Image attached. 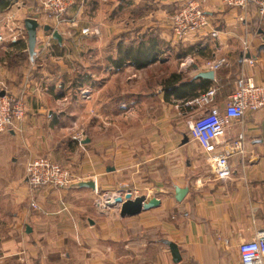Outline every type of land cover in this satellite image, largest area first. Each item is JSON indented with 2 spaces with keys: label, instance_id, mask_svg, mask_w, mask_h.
<instances>
[{
  "label": "crops",
  "instance_id": "1",
  "mask_svg": "<svg viewBox=\"0 0 264 264\" xmlns=\"http://www.w3.org/2000/svg\"><path fill=\"white\" fill-rule=\"evenodd\" d=\"M1 1L11 5L0 8V81L15 95L26 90V110L17 130L0 136V264H240L239 246L264 229V110L250 112L228 130L225 139L242 140L246 153L230 158V179L218 180L190 136L197 107L172 95V88L164 90L161 83V104L145 124L123 129L118 122L100 123L99 138H84L82 144L74 120L82 100L57 92L80 80L83 89L95 85L97 92L83 100L85 110L100 119L107 113L117 117L123 110L137 111V86L150 80V73L161 81L179 74L195 81L201 94L215 89L224 112L241 79L264 84V19L245 16L223 0H201L219 38L203 32L178 40L168 19L184 0H69L67 22L59 30L62 42L54 38L55 49L40 52L48 32L40 28L32 59L25 21L49 25L36 13L40 0ZM20 29L25 35L15 41ZM149 39L158 41L159 62L141 70L130 62L116 68L121 49ZM219 57L229 64L209 70L206 62ZM210 71L214 80L197 77ZM66 115L72 116L71 125L62 123ZM35 157L69 165L76 183L96 180L97 192L52 186L32 192L26 165ZM130 182L151 186L148 197L141 192L138 197L162 204L126 218L119 206L104 212L99 206L104 198L123 194L122 184ZM176 188L188 190L182 202ZM33 200L40 210L31 209ZM167 241L178 246L180 263Z\"/></svg>",
  "mask_w": 264,
  "mask_h": 264
},
{
  "label": "built area",
  "instance_id": "2",
  "mask_svg": "<svg viewBox=\"0 0 264 264\" xmlns=\"http://www.w3.org/2000/svg\"><path fill=\"white\" fill-rule=\"evenodd\" d=\"M223 1L227 7L238 9L245 16L254 14L264 19V0ZM70 6L69 0H40L36 11L52 30L58 31L67 22L65 16ZM241 20H245V17ZM6 27L10 29L11 34H14L15 30L10 22ZM41 28H43L42 25ZM168 28L178 40H185L190 35L203 32H210L215 39L220 36V31L214 28L211 18L203 10L201 0L182 1L170 15ZM24 31L20 29L16 32L14 40L24 36ZM53 39V31H48L40 45V52H52ZM2 41L4 37L0 35V42ZM245 46V50L248 51L249 47ZM250 62L253 64L252 61ZM206 63L207 68L214 72L220 71L229 64L224 57L210 59ZM25 91L22 90L15 95L9 92L8 85L4 81H0V92L4 93L0 95V136L3 133L16 131L19 123L25 119ZM215 98L216 90L211 89L188 103L197 107L195 118L189 122L188 126L192 140L197 141L206 154L212 176L218 180H228L232 174L230 158L245 156L246 147L242 140H226L225 138L234 122L243 124L250 112L264 110V84L256 85L251 80L241 79L236 89L228 96L224 112L219 109ZM83 136L82 133L77 137L80 144L84 140ZM26 166V182L32 192L51 186L59 190H67L77 182L70 167H65L48 157H35ZM126 194L134 198L140 196L138 189H126L121 195L126 196ZM148 196L149 193H147ZM102 202L106 205L105 200ZM31 209L40 210L37 200L32 201ZM238 255L240 264H264V229L256 231L251 241L242 243L238 248Z\"/></svg>",
  "mask_w": 264,
  "mask_h": 264
},
{
  "label": "rangeland",
  "instance_id": "3",
  "mask_svg": "<svg viewBox=\"0 0 264 264\" xmlns=\"http://www.w3.org/2000/svg\"><path fill=\"white\" fill-rule=\"evenodd\" d=\"M40 3V1H39ZM40 5V4H39ZM38 5V7H39ZM37 7V8H38ZM37 13V11H36ZM39 16V15H38ZM52 31H55V30H52ZM59 34V30L57 31ZM53 49H55L53 47ZM162 54V52H160V55ZM28 57V55H27ZM150 80L146 79L142 81V83H140L138 86H137V92L139 93L137 95V99H136V103H137V106H138V109L137 111H135L134 114H131L130 113V110H123V112H117L120 114V116H117L115 117L114 116V113H107V117H102V119L99 118V113L98 114H93V111L88 110L86 111L85 107H83V100H87V97L89 96L90 93H96L97 92V88L96 86H92L91 88H82V81H78L77 84H73V89H69V88H64V89H60L58 90V94L59 95H65L66 93H70L72 96H79L78 98L82 100V102H80V107L77 109L80 113L79 115H76V118H74V120L78 121V132H81L83 133V138H88V137H91V136H96L97 138H99L100 136V126L101 125H106L105 123L107 124H117V122L119 123L120 126L123 127V129H126V128H130L132 123H135V124H138L140 125L141 123H146L147 122V118H154V115H152L150 113V110L152 111H155V110H158V105L161 104V101H160V98L158 97L159 96V89L161 88V76H157V74L154 72V73H150ZM152 78V79H151ZM140 82V80H138ZM148 93V95H152L151 98L148 97V98H145L144 95ZM26 96V95H25ZM77 99V98H76ZM97 103L98 101H95V102H92V107H96L97 108ZM152 106V107H151ZM147 111H149L150 115L147 113ZM114 116V118H113ZM155 117H157V114L155 115ZM120 118V119H119ZM72 116L70 115H66L65 116V119L62 120V123H64L65 125L69 124L71 125V120H72ZM157 119V118H156ZM119 120V121H118ZM101 121V122H100ZM101 123V125H100ZM94 133V134H93ZM141 134H147V132H144L142 130ZM81 135V134H80ZM79 135V136H80ZM66 140H71L70 138H67ZM86 140V139H84ZM147 140V138H146ZM145 140H141L139 142V145L143 146V148L145 147L143 145V142ZM71 143V142H70ZM144 151V150H143ZM149 149L144 152H148ZM59 163V162H57ZM61 164V163H59ZM63 166L67 167L69 165H65V164H62ZM127 184V185H126ZM151 186H146V185H138L136 182H130V183H124L122 184L121 186V189L123 190V192H125L126 189H130V190H133V189H138L139 192L141 193H148L146 192L145 190L143 189H147L148 191H151ZM100 193H102V191H100ZM99 198V196H97ZM103 202L101 204H99V206H103L105 204H103Z\"/></svg>",
  "mask_w": 264,
  "mask_h": 264
},
{
  "label": "water",
  "instance_id": "4",
  "mask_svg": "<svg viewBox=\"0 0 264 264\" xmlns=\"http://www.w3.org/2000/svg\"><path fill=\"white\" fill-rule=\"evenodd\" d=\"M25 28L27 31V36H28V52H30V56L32 59L35 58L37 55L36 46H37V41H38V30L41 28L40 23L38 20L34 18L26 19L25 21ZM43 30L45 32L47 31H52L51 26L47 25L43 27ZM54 38L62 42V36L57 32L53 31ZM264 48V47H263ZM198 78H204V79H212L214 80V72H205V73H200ZM3 92H0V95H3ZM187 140V139H186ZM185 140V141H186ZM114 171V169H113ZM71 187H76V188H89L93 191H97V182L96 180H85L84 182H78L73 184ZM187 189L185 188H176L175 194H176V199L178 202H182V200L185 198L187 195ZM161 201L158 198H151L148 200L146 196H141V197H132L130 194H126V196H123L119 194L113 202H108L106 205L102 206V209L104 212H106L107 208H114L119 206V211L120 215L123 218L126 217H133L137 216L144 211H149V209L157 208L161 205ZM171 251L172 258L174 259L175 263H180L182 261V258L180 256L179 248L178 246L170 241L165 242Z\"/></svg>",
  "mask_w": 264,
  "mask_h": 264
},
{
  "label": "trees",
  "instance_id": "5",
  "mask_svg": "<svg viewBox=\"0 0 264 264\" xmlns=\"http://www.w3.org/2000/svg\"><path fill=\"white\" fill-rule=\"evenodd\" d=\"M2 5H4L5 7H3ZM10 5L11 4L5 1L0 2L1 9L7 8ZM146 43L147 42L145 41L138 42L135 48L128 47L123 50L121 49L119 58L114 61L116 68L122 69L124 68L125 64L130 62V64L134 65L138 70H141L159 62L160 48L158 47V41L149 39V44ZM162 84L164 90L168 91L169 88H172V95L176 96V98L183 97L189 99L190 101H193L201 94L197 92L199 87L198 85H196L195 81L186 80L182 75L179 74H174L168 79L163 80ZM184 88L186 90H182Z\"/></svg>",
  "mask_w": 264,
  "mask_h": 264
},
{
  "label": "bare ground",
  "instance_id": "6",
  "mask_svg": "<svg viewBox=\"0 0 264 264\" xmlns=\"http://www.w3.org/2000/svg\"><path fill=\"white\" fill-rule=\"evenodd\" d=\"M118 195H115V194H108L106 198H104L105 202L107 203L108 202H113L114 199L117 197Z\"/></svg>",
  "mask_w": 264,
  "mask_h": 264
}]
</instances>
